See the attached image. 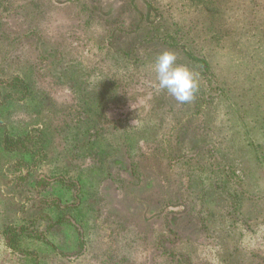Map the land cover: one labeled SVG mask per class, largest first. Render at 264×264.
I'll list each match as a JSON object with an SVG mask.
<instances>
[{"label":"rangeland","instance_id":"1","mask_svg":"<svg viewBox=\"0 0 264 264\" xmlns=\"http://www.w3.org/2000/svg\"><path fill=\"white\" fill-rule=\"evenodd\" d=\"M166 50L198 74L190 102L158 88ZM18 75L0 142L42 131L48 154L29 173L0 147V264H264V0H0ZM24 223L15 253L1 231Z\"/></svg>","mask_w":264,"mask_h":264},{"label":"trees","instance_id":"2","mask_svg":"<svg viewBox=\"0 0 264 264\" xmlns=\"http://www.w3.org/2000/svg\"><path fill=\"white\" fill-rule=\"evenodd\" d=\"M184 53L196 64L199 65V68L203 71L210 74V80L212 82H216L219 84V88L225 91L226 85L223 80L220 79H214V73L212 74V65L210 61L205 56L201 55H194L193 52L190 50H187L184 46H181ZM215 80V81H214ZM0 83L5 85H10L13 88H15L16 91H18L19 94L12 96L10 94L9 97L11 99H18L23 100L30 94V87L31 84L29 82H26L25 79L21 76H16L14 78L10 79H4L3 77H0ZM32 136V129L27 131L24 135H13L9 132H4L2 136V140L0 142V147L2 152L9 153V154H20L21 160H18V165H24L25 169L23 171L29 172L31 171L32 167L36 165V156L39 155L40 157L47 156V137L44 132H39V139L36 143ZM27 168V170H26ZM21 170V173H23ZM25 178V177H22ZM40 181V180H39ZM41 185L47 184L45 180H41ZM66 183V182H65ZM73 182L70 181L66 185L68 187L73 186ZM29 226L27 224H5L1 233H2V239L5 245L10 248L15 253L23 254L25 253V249L22 247V241L32 235L33 230H28ZM37 237H39L37 235ZM31 253V252H30Z\"/></svg>","mask_w":264,"mask_h":264},{"label":"clouds","instance_id":"3","mask_svg":"<svg viewBox=\"0 0 264 264\" xmlns=\"http://www.w3.org/2000/svg\"><path fill=\"white\" fill-rule=\"evenodd\" d=\"M176 53L166 50L157 55L154 69L158 88L167 90L177 102H190L199 88L198 74L185 65L176 63Z\"/></svg>","mask_w":264,"mask_h":264}]
</instances>
